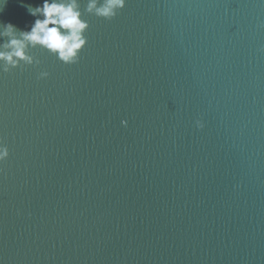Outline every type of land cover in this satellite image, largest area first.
I'll list each match as a JSON object with an SVG mask.
<instances>
[{
	"label": "water",
	"instance_id": "water-1",
	"mask_svg": "<svg viewBox=\"0 0 264 264\" xmlns=\"http://www.w3.org/2000/svg\"><path fill=\"white\" fill-rule=\"evenodd\" d=\"M85 19L78 64L0 73V264H264V0Z\"/></svg>",
	"mask_w": 264,
	"mask_h": 264
},
{
	"label": "clouds",
	"instance_id": "clouds-1",
	"mask_svg": "<svg viewBox=\"0 0 264 264\" xmlns=\"http://www.w3.org/2000/svg\"><path fill=\"white\" fill-rule=\"evenodd\" d=\"M7 0H0V12ZM128 0H42V3L23 4L34 21L27 29H20L11 22L0 21V73L10 74L14 69L39 66L42 62L32 54L41 50L55 57L66 66L80 62L88 46L87 33L91 27L85 15L112 21L126 9ZM51 73L41 71L38 79L47 80ZM125 127L127 121L121 122ZM203 130L202 120L195 122ZM10 149L0 139V165L10 158Z\"/></svg>",
	"mask_w": 264,
	"mask_h": 264
}]
</instances>
